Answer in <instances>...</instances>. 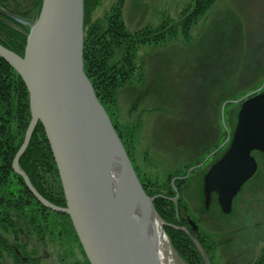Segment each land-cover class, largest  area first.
<instances>
[{
  "label": "rangeland",
  "instance_id": "374dc122",
  "mask_svg": "<svg viewBox=\"0 0 264 264\" xmlns=\"http://www.w3.org/2000/svg\"><path fill=\"white\" fill-rule=\"evenodd\" d=\"M18 2L19 8L15 13L1 8L25 20L26 23L22 24L10 17L5 19L14 28L27 33L29 25L38 15V0ZM124 2L121 11L123 21L130 31H135L149 24H160L165 18L170 19L171 24H177L181 9L191 5L193 0ZM99 3L92 12V18L102 20L115 0H100ZM262 17L264 19V0L214 1L192 24L188 40L183 38L180 27H177L179 33L176 37L164 44L139 47L135 60L138 67L133 79L119 88L114 104L116 107H112L115 112L112 119L123 128L129 125L125 104L130 105L132 100L135 102L132 108L145 103L146 109L154 111L155 115L150 117L146 126L147 131L143 130L137 141L135 136V146L131 152L139 181L148 178L153 183L165 184L173 173L191 165L183 177L190 176L181 184L180 189L173 186V213L177 220L176 228L181 229L179 226L185 225L180 223H186V228L198 235L190 233L195 238L193 239L182 229L192 238L196 249L199 248L196 237L205 234L209 238L208 243L205 242L208 251L201 246L204 252L201 253L198 249L203 264H207L206 259L209 264H247L254 259L257 245L264 243V231L262 237L253 243L246 236L244 239L241 236L237 238L234 235L237 228H230V224L237 220H229L221 215L215 196L209 210L206 209L202 194L203 175L211 163L228 150L240 101L264 91V75H256L261 69L264 72V62L259 66L255 65L251 46L248 58L245 60L243 57V34L249 44H253V32L258 19L264 31ZM151 100L152 103L149 102ZM162 103L165 109L164 119L159 118L157 113L158 104ZM133 132L135 134V129ZM252 155L258 167L237 195L235 207L238 208L244 200L256 199L260 219L264 221V153L252 151ZM171 182H174V178ZM16 186L14 181L10 187L15 190ZM167 191L168 189L160 188V192L164 194ZM55 212L48 211L45 221L38 216L43 227V239L25 224L27 215L14 212V222L18 226L17 243H26L20 248L25 247L30 253L28 256L39 260L41 258L42 264H49L50 260L53 261L52 264H86V255L79 241L74 238L70 223ZM31 216L28 214L29 218ZM246 223L251 225L253 222ZM4 235L10 242L14 241L11 231ZM169 241L174 264H188L180 257L170 239ZM258 253L257 258L263 251ZM7 258L8 264H14L11 257ZM257 258L253 264L257 262Z\"/></svg>",
  "mask_w": 264,
  "mask_h": 264
},
{
  "label": "water",
  "instance_id": "95a60500",
  "mask_svg": "<svg viewBox=\"0 0 264 264\" xmlns=\"http://www.w3.org/2000/svg\"><path fill=\"white\" fill-rule=\"evenodd\" d=\"M83 9V0H42L38 17L25 33L23 55L0 43V56L25 82L31 114L12 170L46 208L69 215L89 264H150L138 251L148 241L144 228L158 219L165 234L166 222L153 206L155 197L141 186L83 69ZM0 14L26 23L1 7ZM236 116L228 150L203 177L206 209L215 192L221 211L230 212L233 197L256 172L252 151L264 153V91L242 99ZM37 122L43 126L58 168L65 206L46 200L19 166ZM181 228L195 239L186 227ZM140 239L145 243L140 244ZM263 247L257 248L251 264Z\"/></svg>",
  "mask_w": 264,
  "mask_h": 264
},
{
  "label": "trees",
  "instance_id": "16d2710c",
  "mask_svg": "<svg viewBox=\"0 0 264 264\" xmlns=\"http://www.w3.org/2000/svg\"><path fill=\"white\" fill-rule=\"evenodd\" d=\"M41 1L37 2L38 13ZM124 1L115 0L105 17L100 20L92 18V12L100 4V0H83V69L95 90L97 99L107 111L125 147L131 165H134L131 152L135 146L133 132L135 126L124 128L120 126L119 122L112 119V115L115 114L112 107L117 101L116 95L119 88L129 84L133 79L138 67L135 61L136 52L140 46L150 44L157 46L176 37L179 33L177 27H180L183 38L188 40L192 24L216 0H193L191 5L181 9L177 24H171L170 19L165 18L160 21V24H149L135 31H130L123 21L121 11L125 4ZM18 4V0H0V7L13 13L18 10ZM5 19L7 20L4 15L0 14V43L18 55H23L26 44L25 33L11 26ZM29 105V93L25 82L11 64L0 56V264H5L3 253L6 257H11L14 264H39L38 258L28 256L30 253L25 247L17 246L18 226L14 222L13 214L17 211L23 216L27 215L25 224L32 227L37 236L43 239V227L38 216L45 221L48 211H53L41 204L28 189L22 176L12 170L13 157L23 142V135L31 118ZM31 136L26 150L19 157V166L26 172L35 190H38L45 199L58 206H65L58 168H56L47 136L40 122L36 123ZM190 166H185L183 170L173 173L167 178L165 184L153 183L148 178L140 179V182L148 195L156 196L153 206L166 222L163 228L180 257L188 264H203L200 251L196 249L192 238L182 229L175 227L177 220L173 213L172 197L175 193L173 186L176 185L178 190L180 189L181 184L190 176L183 177ZM172 178H174L173 183ZM14 181L17 186L15 190H12L10 186ZM160 188L168 189V191L164 194L160 192ZM31 208L33 211H30ZM55 213L65 217L70 223L73 236L78 242V236L69 215L62 212ZM28 214L32 216L29 218ZM184 225L186 227V223ZM10 231L14 237L13 242H10L4 235ZM196 238L200 246L208 251L205 242L208 243L209 238L205 234ZM259 257L255 264H264V252ZM86 264H89L87 258Z\"/></svg>",
  "mask_w": 264,
  "mask_h": 264
},
{
  "label": "flooded vegetation",
  "instance_id": "af4514ba",
  "mask_svg": "<svg viewBox=\"0 0 264 264\" xmlns=\"http://www.w3.org/2000/svg\"><path fill=\"white\" fill-rule=\"evenodd\" d=\"M263 20L264 19L262 17L261 18V22H263ZM259 22H260V20L258 19L257 20V27L255 28V31L253 32V34H254L253 35V44L250 45L249 42L246 40L245 35L243 34V39L245 40L244 49H243V51H244L243 52V57H244L245 60L248 58V56L250 55L249 49H250V46H251L252 50H254V51H252V56L254 54V63L257 66H259L262 62H264V36H263L264 35V31L260 27ZM261 33H263V35ZM262 71H263V69H261L260 71L257 72V74H256L257 77H259L261 74H262L261 76L264 75V72H262ZM255 151H258V150H254L253 152H255ZM258 152H260V151H258ZM217 160H215V162ZM213 163H211V164H213ZM203 177H204V175H203ZM248 180L246 182H248ZM202 190H203V181H202ZM241 190H242V188L233 197V200H232V203H231L232 207H231L230 212H228V213H225V212L221 211L220 205L217 202V194L215 192H211V194H212L211 195V201H212L213 197L215 196L216 197V202L219 205V209H220L221 215L225 216L229 220H234V219L237 220L236 222H234V224L233 223L230 224V226H231L230 228L231 229L234 230L235 228H237V230H236L237 232L235 231L234 235L237 238H239V236H241L243 239L246 236V239L250 240V242L253 243V241L256 242V240H258V239H260V237H262V232L264 231V221H261V219H260L261 213L259 212V208L256 206V203H258L256 199L251 198L250 201H245L244 200L242 202V204L238 206V208L235 207L236 206L235 199H236L237 195L239 194V192ZM211 201H210V204H211ZM209 208H208V210H209ZM246 222H253V223L251 225H248ZM180 224H184V223H180ZM179 227L181 228V226H179ZM181 229H183V228H181ZM186 229L189 230V228H186ZM189 231H190V233L194 234L195 236H198V235L195 234L194 231H192V230H189ZM234 235H232V236L234 237ZM22 244L26 245V243H17V246H22ZM260 245H264V243H260L259 245H257V248ZM260 251L264 252V247ZM18 252L20 253V249H18ZM255 253H256V251H255ZM254 256H255V254H254ZM30 257L34 258L32 256H30ZM20 258H23V256H20ZM259 258L260 257L258 256L257 260ZM7 259L8 258L5 257V254L3 253V262L5 264H8V260ZM253 260L254 259L249 261L247 264H251V262ZM0 261H1V259H0ZM52 262L53 261L50 260L49 264H52ZM39 264H42L41 258H40V263Z\"/></svg>",
  "mask_w": 264,
  "mask_h": 264
},
{
  "label": "bare ground",
  "instance_id": "6f19581e",
  "mask_svg": "<svg viewBox=\"0 0 264 264\" xmlns=\"http://www.w3.org/2000/svg\"><path fill=\"white\" fill-rule=\"evenodd\" d=\"M108 163L111 158L109 155ZM159 220H150L145 226L143 231L146 240V247L144 250L139 249V254L144 257V261L150 264H174L173 261V250L169 239L162 232L163 229L160 227ZM142 239V238H141ZM140 239V244L145 243L144 240Z\"/></svg>",
  "mask_w": 264,
  "mask_h": 264
},
{
  "label": "crops",
  "instance_id": "0c3cea01",
  "mask_svg": "<svg viewBox=\"0 0 264 264\" xmlns=\"http://www.w3.org/2000/svg\"><path fill=\"white\" fill-rule=\"evenodd\" d=\"M152 103V100L149 101ZM135 102L132 100L130 105L125 104V110L127 111V117L129 118V125L128 126H135V136H136V141L138 139V135L143 133V130L147 131V124L150 120V117L155 115L154 111L151 109H146L145 103L138 104L137 107L132 108L133 104ZM161 107V108H159ZM158 109L159 111L157 112L159 114V118L164 119L165 115V109H164V104H158ZM155 121V120H154ZM152 122V120H151ZM132 124V125H131ZM149 130H150V123L148 125Z\"/></svg>",
  "mask_w": 264,
  "mask_h": 264
}]
</instances>
